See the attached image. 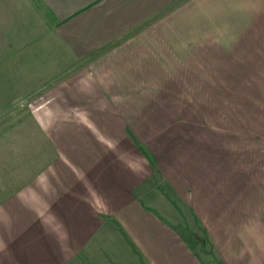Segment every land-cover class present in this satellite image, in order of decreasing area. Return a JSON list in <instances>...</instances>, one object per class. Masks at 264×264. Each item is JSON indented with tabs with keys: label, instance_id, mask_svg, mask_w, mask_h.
I'll return each mask as SVG.
<instances>
[{
	"label": "crops",
	"instance_id": "1",
	"mask_svg": "<svg viewBox=\"0 0 264 264\" xmlns=\"http://www.w3.org/2000/svg\"><path fill=\"white\" fill-rule=\"evenodd\" d=\"M42 1L57 83L0 168V264H207L190 234L264 264V0H216L211 51L177 0Z\"/></svg>",
	"mask_w": 264,
	"mask_h": 264
},
{
	"label": "rangeland",
	"instance_id": "2",
	"mask_svg": "<svg viewBox=\"0 0 264 264\" xmlns=\"http://www.w3.org/2000/svg\"><path fill=\"white\" fill-rule=\"evenodd\" d=\"M173 11L176 25H192L196 42L208 41L210 51L215 47L216 0H177L165 13ZM56 25L53 13L42 0H0V168H13L16 164L21 167V162L43 147L40 107L54 98V92L49 91L57 81L56 77L46 82L34 78L41 73L47 58L57 52ZM198 69L193 66L195 75L200 72ZM26 138L33 141L26 143ZM190 235L207 264H222L204 237Z\"/></svg>",
	"mask_w": 264,
	"mask_h": 264
}]
</instances>
